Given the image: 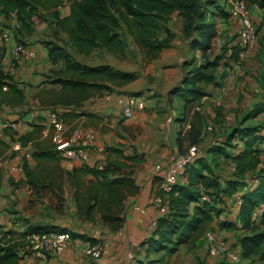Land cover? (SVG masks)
I'll return each mask as SVG.
<instances>
[{
  "label": "trees",
  "instance_id": "obj_1",
  "mask_svg": "<svg viewBox=\"0 0 264 264\" xmlns=\"http://www.w3.org/2000/svg\"><path fill=\"white\" fill-rule=\"evenodd\" d=\"M61 1L0 0V17L14 14L18 31H29L32 17L41 13L40 8L49 10L53 7L54 10L45 14V17H51L55 28L67 36L70 48L77 54L87 56L96 49H102L115 56H124L122 35L125 32L149 60L157 58L163 49L171 47L175 34L168 27V22L173 15L181 17L182 38L188 41L191 49H198L200 56L194 53L191 55L192 61L187 63L188 70L181 85L173 90L175 97L183 101L182 121L187 123L185 126L188 125L185 130H180L178 144L180 148L184 141L188 146L198 145L203 139V129L207 123L213 127L210 133L214 139L207 147H199L201 156L185 168L187 184H178L167 194L160 192L169 212L158 217L151 238L147 241L148 250H166L170 253L180 245H186L192 250L215 222H219L221 229L230 228V223L219 218L233 215L229 206L240 196L237 219L232 221L240 224L236 229L242 231L237 238L236 253L239 259L227 264L264 263V122L259 119L260 115H264V42L259 38L258 26L256 41L260 42L261 48L256 59L260 67L252 75L257 92L254 93L250 107L245 110L236 107L233 117L226 119L231 125H226L221 105L216 106L215 116L208 121L210 116L202 110V99L208 95V86H221L230 62H236L239 50H245L248 46L243 47L238 38L241 49L238 45L227 48L224 44L218 53L212 55V38L217 33L214 22L207 19L212 16L207 17L203 10L206 5H211L212 14L214 2L70 0V13L61 17L57 9ZM252 2L264 6V0ZM223 14L226 17L230 15L228 11ZM47 46L51 62L62 63L60 68L52 69L48 76V82L58 84L59 88L56 92L54 89L46 91L47 106L80 107L90 97L112 92L114 87H122L136 78L133 72L117 70L108 64L83 65L75 61L63 46L51 43H47ZM23 101L22 89L11 75L4 72L0 64V107L21 105ZM68 114L64 112L59 117L66 123ZM28 139L25 136L18 140L24 145ZM116 152L118 154L119 151ZM57 154L53 144L52 147L32 152L31 157L37 161L35 169H30L27 160L24 161V172L33 189L38 192L50 189L58 193L63 202L61 193L66 181L72 189L78 218L91 223L101 221L111 231L120 228L123 222V202L128 194L137 190L131 166L113 160L107 161L101 168L83 163L67 171L59 164L60 156ZM229 161L235 164V172L232 174L226 167L223 168ZM218 167L223 172H219ZM202 191L210 195V201L201 200ZM260 207L263 208L262 215L253 216ZM30 232L6 231L0 226V264H23L19 254L25 236ZM69 234L72 239V233Z\"/></svg>",
  "mask_w": 264,
  "mask_h": 264
},
{
  "label": "crops",
  "instance_id": "obj_2",
  "mask_svg": "<svg viewBox=\"0 0 264 264\" xmlns=\"http://www.w3.org/2000/svg\"><path fill=\"white\" fill-rule=\"evenodd\" d=\"M203 2L208 4L214 2L212 14L207 13V17L212 16V18L207 19L216 24V42L221 43H219L220 48L224 44L227 48L234 45L240 47L237 27L229 17L223 14L230 7L228 0H203ZM208 6L211 8V5ZM57 9L61 17L70 13L68 3H65L61 9ZM52 10H54L53 7L49 10L40 8V12L44 14ZM209 10L211 12V9ZM40 14H38L39 17ZM250 15L258 26L259 38L264 42V6L260 8L255 4ZM37 18L36 15L32 17L29 31L19 32L14 14L0 17V30H8L11 33V42L4 45L0 42V60L10 58L12 42H21L34 53L31 59L19 66L17 71L11 75L23 91V103L17 106L2 105L0 107V119H22L21 126L15 130H6L4 137L0 140V158L10 153L11 144L15 141H18L31 154L34 151L52 147V132L48 125L49 113L51 111H57L59 114L68 112L66 139L87 134L94 141L86 164L101 168L107 161L119 160L130 165L137 190L126 196L121 214L123 222L121 227L115 231H111L101 221L91 223L78 218L72 199V189L66 181L61 194L62 196L68 193L70 195L72 221L70 219L57 224L31 226L32 224L24 218L27 215L21 216L25 214L22 212V206L27 196L34 193L43 199L41 196L44 194L51 193L52 196L58 193L46 189L44 194H41L42 191L38 192L29 184L24 171L23 173H10L6 167H2L0 168V226L6 231L11 230L17 233L55 228L66 229L72 233L71 241L60 255H48L46 259L30 256L20 261L23 264H136V262L138 264V262H143L151 251L147 247V241L151 238L154 229L150 224L161 216L152 202L153 196L160 195L159 185L162 171H158L156 166L159 163L170 162L189 147L185 141L181 148L178 144L180 130H185L187 123L182 120L179 124L175 122L179 112L184 114V104L182 100L175 97L173 90L181 85L188 70V62L184 57L190 55L191 52L199 57L200 51L191 49L186 40H182L186 45L185 48L178 49L179 51L174 49L177 48L178 43V40H174L177 37L175 25L178 24V34L180 33L181 36L182 19L180 16L173 15L168 22V27L175 34L171 47L163 49L158 57L152 60L149 75L147 72L139 74L138 71L115 67L107 63L114 69L133 72L136 76L135 80L122 87H114L112 92L96 94L85 100L80 107L47 106L46 91L50 92L54 89L56 92L59 88L58 84L48 82V76L52 69L60 68L62 63L53 64L48 54L47 43L58 45L54 39V33L57 30L51 17L46 16L44 20H39L40 22L36 20ZM39 38L45 40L39 41ZM63 38L67 39L66 35ZM60 42L62 43L61 40ZM260 48V42L255 41L245 50H239V58L236 62L233 60L230 62L226 75L222 77L221 86L213 84L208 86V95L202 99L204 104L202 110L210 116L208 121L215 116V109L218 105L222 106L223 113L231 110V116L236 107L242 110L250 107L254 93L257 92L252 77L256 69L260 67L259 61L254 57L259 55ZM138 81H146V86H140V83H136ZM141 90H143L142 95L137 97L144 100V109L136 110L132 118H124L121 113L122 101L128 95L135 96L133 94ZM240 98L244 101L243 105L237 104ZM208 126L213 130L210 123ZM211 130H206V127L203 129V139L198 144L200 148L207 147L214 139L210 133ZM25 136L29 139L23 145L18 139ZM115 149L119 151L118 154L114 151ZM58 161L67 171L83 165L81 161H68L60 157ZM26 163L30 169L37 167V161L32 157ZM66 201L64 199L62 206L67 208ZM231 205L229 207L233 215L228 217L236 220L238 203L234 200ZM95 244H104L106 248L105 253L98 259L85 253L86 248ZM156 260L158 258L155 259V263L158 264Z\"/></svg>",
  "mask_w": 264,
  "mask_h": 264
},
{
  "label": "built area",
  "instance_id": "obj_3",
  "mask_svg": "<svg viewBox=\"0 0 264 264\" xmlns=\"http://www.w3.org/2000/svg\"><path fill=\"white\" fill-rule=\"evenodd\" d=\"M67 0H62L58 8H61ZM248 0H233L230 8V16L238 29V38L243 47H247L255 43L257 38L256 26L251 19L249 9L247 8ZM0 42H11V33L8 30H0ZM34 53L21 42H12L10 49V58L1 59L0 64L6 74L13 75L19 66L31 59ZM5 90L6 87H3ZM145 107L144 100L137 96H128L122 101V115L124 118H132L136 110H143ZM228 118V117H227ZM22 125V119H0V140L4 137L6 130H15ZM48 125L52 129V143L63 160L81 161L86 163L89 159L90 148L93 147L94 141L90 135L81 137H71L66 139V123L59 117V112L51 111L49 113ZM188 128V125H187ZM211 130L210 126L206 127ZM74 145V146H73ZM201 156L198 145H190L186 152L178 155L166 164H158L156 169L162 171L160 176L159 191L163 194L169 193L178 184H187L188 178L185 174V168L193 162V160ZM31 153L22 145L15 141L11 144L10 153L0 158V168L6 167L10 173H23L24 161L30 159ZM229 173L235 172V164L231 161L227 163ZM201 200L210 201V195L206 191L200 194ZM236 203H241L240 196H237ZM152 202L160 215H166L169 210L163 203L161 195H155ZM263 208H258L253 216L260 217ZM157 220H153L150 224L152 228L156 226ZM205 232L207 239V250L211 257H224L230 262H236L239 259L238 254L232 250L225 238L216 231ZM71 241V235L66 231H57L53 229L30 232L25 236L24 246L20 251L21 260L34 256L40 259H46L48 255H60L67 244ZM106 251L104 244H95L85 249V253L94 259H98Z\"/></svg>",
  "mask_w": 264,
  "mask_h": 264
},
{
  "label": "rangeland",
  "instance_id": "obj_4",
  "mask_svg": "<svg viewBox=\"0 0 264 264\" xmlns=\"http://www.w3.org/2000/svg\"><path fill=\"white\" fill-rule=\"evenodd\" d=\"M230 1V2H229ZM233 0H228L229 6L232 5ZM70 5V0L66 1V4ZM225 4V2H224ZM65 5V3L62 5V7ZM226 5V4H225ZM255 3L252 2V0H248V4H247V8L249 9V13H251L252 8L254 7ZM258 7H260L258 4H256ZM226 7V6H225ZM231 8V7H230ZM230 8H228V12L230 14ZM261 8V7H260ZM61 9V8H60ZM210 6L206 5L204 7L203 10V14H207L210 13ZM215 10H217V8H213ZM38 18L36 20H38V22H40L39 20H44L45 19V14L41 13L40 17L37 16ZM220 18V17H219ZM229 19L231 22H233L231 16L229 15ZM36 22V23H38ZM234 23V22H233ZM218 24V22H217ZM10 25V24H9ZM234 25L236 26V24L234 23ZM216 26V24H215ZM256 26V23H255ZM237 27V26H236ZM57 30V28H55ZM175 30L177 32V37L174 40H178V43L176 44L177 48H174L175 50L179 51L178 49H183L186 47L182 35L180 36L179 29H178V24L175 25ZM54 32V30H53ZM175 32V33H176ZM65 37V34L59 30H57V32L54 33V39L56 41V43L60 46H63L69 53H71L72 58L75 61L80 62L83 65H87V66H96V65H100V64H112L115 67H119V68H123V69H129V70H134V71H138L139 74H144L147 72V75H149V70L151 69V62L152 60H149L148 58L144 57L143 54L139 51V48L137 46L134 45V43L131 41V37L129 35H127L125 32H123L122 38L125 44V55L124 56H115L112 55L102 49H96L94 50L91 54L87 55V56H83V55H79L77 54L73 49L70 48L69 46V42L68 39L63 38ZM67 37V36H66ZM217 39V35L214 37L213 42H212V53H216V51H218V49L220 48V44L218 42H216ZM45 40L44 38H39V41ZM60 40L62 41V43L60 42ZM52 41V40H50ZM193 52L190 53V55H186L184 57V59H187V62H191L192 61V55ZM256 59V57H254ZM257 61V60H256ZM259 64V63H258ZM240 67V65L238 66ZM146 81H138L136 83H140V86L142 85L143 87L146 86ZM142 91H138L137 93H134L133 95L135 96H141L142 95ZM130 96V95H128ZM237 104L239 105H243L244 101L242 100V98H240L237 101ZM231 110H228V112L226 111V113L224 114V121L226 122V125H231V122L226 120V119H230L233 116H231ZM182 113H178L177 114V119H175L176 123H180L182 120ZM261 117H259V119L263 120L264 122V115H260ZM228 117V118H227ZM257 120V119H256ZM259 121V120H257ZM255 123V121L253 122ZM208 126V123H207ZM52 132V129H49ZM221 132H219L220 134ZM66 135V134H65ZM51 140H52V135H51ZM186 151V150H184ZM202 153V150H201ZM227 168V165L225 166V164L223 165V168ZM218 171L223 172L221 170V167H218ZM224 175V174H223ZM44 191L40 192L41 194ZM40 199L38 197V195H35L34 193H30L27 198L25 199L24 205L22 206V212H24L25 214H21V216L23 217L24 215H27L26 220H28L29 223H31V226H35V225H50V224H57V223H62L65 220H70L72 221V216L70 214L71 212V199H70V195L68 193L63 195V198L67 199V208L65 206H62V200L60 198L59 195H53L51 196V193H47L44 194L43 196H41ZM64 203V200H63ZM233 203V201L231 202ZM232 206V205H231ZM231 212V210H230ZM229 212V213H230ZM20 216V217H21ZM224 219L226 220L228 223H230L231 227L230 228H220L219 227V222L218 223H214L209 229V231H216L219 234H221L224 238L225 241L229 244V246L232 248L233 251L238 252L237 250V238L240 234H242V231L236 227L240 226V224H238L236 222V224H234L232 221H235L234 218H230L227 216H221V218H219V220ZM75 222V221H74ZM236 225V226H235ZM158 258V264H227L230 262L229 259L227 258H220V259H211L209 257L208 254V250H207V239L206 236L204 235L203 238L201 239L200 243L197 245V247H195L192 250H189L188 247H186V245H180L178 246L177 250L174 252H168L166 250H159V251H155V250H151L149 253V256H147L145 258V260H143V264H156L155 263V259ZM135 259V257H134ZM211 260V262H210ZM232 263V262H231ZM137 264V262H136ZM260 264H264L262 262H260Z\"/></svg>",
  "mask_w": 264,
  "mask_h": 264
}]
</instances>
